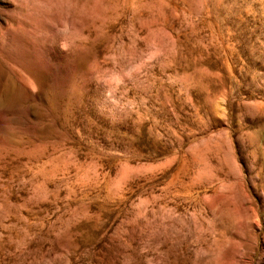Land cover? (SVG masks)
<instances>
[{"label": "rangeland", "instance_id": "374dc122", "mask_svg": "<svg viewBox=\"0 0 264 264\" xmlns=\"http://www.w3.org/2000/svg\"><path fill=\"white\" fill-rule=\"evenodd\" d=\"M0 264H264V0H0Z\"/></svg>", "mask_w": 264, "mask_h": 264}]
</instances>
